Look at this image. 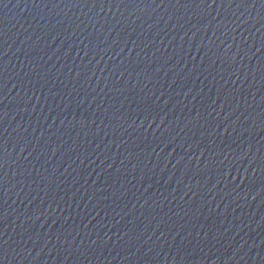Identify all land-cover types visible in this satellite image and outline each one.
<instances>
[{
    "label": "water",
    "instance_id": "95a60500",
    "mask_svg": "<svg viewBox=\"0 0 264 264\" xmlns=\"http://www.w3.org/2000/svg\"><path fill=\"white\" fill-rule=\"evenodd\" d=\"M0 264H264V0H0Z\"/></svg>",
    "mask_w": 264,
    "mask_h": 264
}]
</instances>
